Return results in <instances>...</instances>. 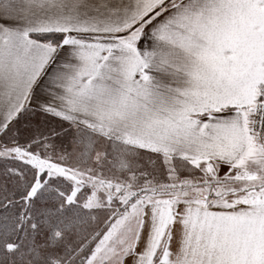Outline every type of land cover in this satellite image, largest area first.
Returning a JSON list of instances; mask_svg holds the SVG:
<instances>
[{
    "label": "snow or ice",
    "instance_id": "6c2138e0",
    "mask_svg": "<svg viewBox=\"0 0 264 264\" xmlns=\"http://www.w3.org/2000/svg\"><path fill=\"white\" fill-rule=\"evenodd\" d=\"M0 264H264V0H0Z\"/></svg>",
    "mask_w": 264,
    "mask_h": 264
}]
</instances>
